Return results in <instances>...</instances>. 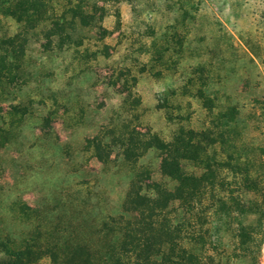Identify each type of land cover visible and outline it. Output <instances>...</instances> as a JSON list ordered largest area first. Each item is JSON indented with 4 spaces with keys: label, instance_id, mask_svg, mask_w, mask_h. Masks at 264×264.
Instances as JSON below:
<instances>
[{
    "label": "rangeland",
    "instance_id": "374dc122",
    "mask_svg": "<svg viewBox=\"0 0 264 264\" xmlns=\"http://www.w3.org/2000/svg\"><path fill=\"white\" fill-rule=\"evenodd\" d=\"M9 2L0 0L1 233L119 213L131 178L117 143L125 130L169 140L210 129L211 155L236 166L220 170V200L207 208L213 264H264V0H83L101 18L75 20L71 43L48 23L24 28L4 14ZM65 3L43 10L59 15ZM98 140L108 162L96 158ZM139 163L173 186L157 151Z\"/></svg>",
    "mask_w": 264,
    "mask_h": 264
},
{
    "label": "trees",
    "instance_id": "16d2710c",
    "mask_svg": "<svg viewBox=\"0 0 264 264\" xmlns=\"http://www.w3.org/2000/svg\"><path fill=\"white\" fill-rule=\"evenodd\" d=\"M9 1L4 14L24 28L48 23V34L68 43L72 41L66 30L73 28L75 20L83 25L81 20L87 16V24H96L101 18L85 15L78 3L83 0H66L59 15L43 10L50 0ZM93 6L94 11L101 9L96 3ZM235 115L231 108L221 118L230 122ZM213 134L210 129L179 128L164 140L150 131L125 130L117 143L131 178L120 212L90 221L59 218L35 224L18 237L0 231V264H40L44 258L48 264H213L217 247L207 208L220 200L216 198L224 180L220 170L236 172L235 165L211 155ZM102 144L98 140L93 146L98 161L105 163L110 154L102 155ZM152 149L158 152L160 175L173 182L172 187L153 179L150 168L139 163ZM186 163L192 171L185 169ZM242 172V191L247 192L250 176L246 169Z\"/></svg>",
    "mask_w": 264,
    "mask_h": 264
}]
</instances>
